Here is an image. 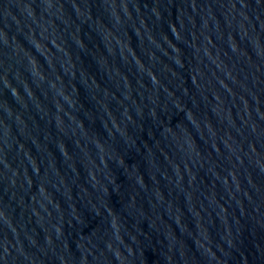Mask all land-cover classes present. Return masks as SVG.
I'll list each match as a JSON object with an SVG mask.
<instances>
[{
  "label": "water",
  "instance_id": "obj_1",
  "mask_svg": "<svg viewBox=\"0 0 264 264\" xmlns=\"http://www.w3.org/2000/svg\"><path fill=\"white\" fill-rule=\"evenodd\" d=\"M0 264H264V0H0Z\"/></svg>",
  "mask_w": 264,
  "mask_h": 264
}]
</instances>
